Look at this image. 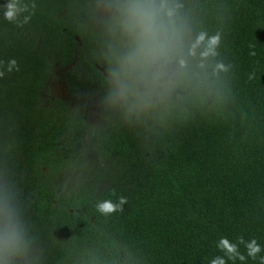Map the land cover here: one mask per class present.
<instances>
[{
	"label": "trees",
	"instance_id": "1",
	"mask_svg": "<svg viewBox=\"0 0 264 264\" xmlns=\"http://www.w3.org/2000/svg\"><path fill=\"white\" fill-rule=\"evenodd\" d=\"M124 2L35 0L19 26L0 0V264H210L222 236L264 249V0H167L186 65L173 59L148 83L112 74ZM201 31L222 33L219 56L189 54ZM12 58L30 88L66 68L80 105L33 95L12 108ZM121 195L123 212L96 210Z\"/></svg>",
	"mask_w": 264,
	"mask_h": 264
},
{
	"label": "clouds",
	"instance_id": "2",
	"mask_svg": "<svg viewBox=\"0 0 264 264\" xmlns=\"http://www.w3.org/2000/svg\"><path fill=\"white\" fill-rule=\"evenodd\" d=\"M119 7L118 23L123 37H126V52L120 60L119 70H113L116 77L133 76L138 80L148 83L149 75L152 81H156L164 73L166 66L176 59L181 68L185 67L186 60L183 56H177V52L183 46L184 29L177 21V7L169 6L167 0H125ZM37 5L32 3H20V0H7L4 5V19L19 26L28 24L35 15ZM23 15L21 19V14ZM223 35L220 32L208 34L201 31L193 40L188 52L195 56L199 50L202 58L216 57L220 55ZM250 56H255V47L249 45ZM231 64L220 62L217 70L228 71ZM19 71L18 61L15 58L7 62L6 71ZM3 62H0V78L5 76ZM255 77L250 73L249 80ZM123 86V85H122ZM116 195L115 189L111 192ZM126 196H119L116 201L111 198L97 199L96 210L102 215L108 216L123 212V206L127 203ZM243 245L246 254L240 251ZM217 249L223 255H217L210 260V264H235L237 260L246 262L248 258L256 260L259 256L260 264H264V255H260L264 249L256 238L246 241L243 236L237 237L235 243L227 237H220L216 244Z\"/></svg>",
	"mask_w": 264,
	"mask_h": 264
},
{
	"label": "flooded vegetation",
	"instance_id": "3",
	"mask_svg": "<svg viewBox=\"0 0 264 264\" xmlns=\"http://www.w3.org/2000/svg\"><path fill=\"white\" fill-rule=\"evenodd\" d=\"M65 71L66 68L56 65V67L51 69V72L41 80L39 86L30 88L31 82L35 84L33 75L30 71L19 70V74L9 80V82H12L10 83L11 88H9L11 91L9 105L17 109L18 103L22 104L27 98L33 99L34 95V98L40 103L38 107L42 105L48 108L51 104L61 107L63 102H67V105L77 108L81 103V98L72 95L69 90L65 78ZM92 104V102H88L86 110L92 107Z\"/></svg>",
	"mask_w": 264,
	"mask_h": 264
}]
</instances>
